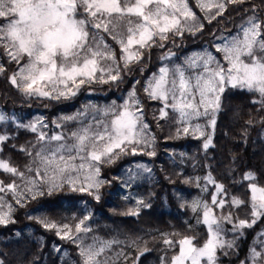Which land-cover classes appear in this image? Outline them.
I'll use <instances>...</instances> for the list:
<instances>
[{"label":"snow or ice","instance_id":"6c2138e0","mask_svg":"<svg viewBox=\"0 0 264 264\" xmlns=\"http://www.w3.org/2000/svg\"><path fill=\"white\" fill-rule=\"evenodd\" d=\"M214 21L223 27L200 50L182 56L173 50L183 48L186 37L203 35ZM155 50L159 66L145 76ZM136 71L144 79L133 81L121 103L90 105L52 121L59 132L45 131L43 118L24 124L0 111V126H9L0 127V227L16 224L18 210L32 201L65 189L98 202L101 188L111 183L101 178L103 166L125 156L154 157L157 137L147 121L148 103L158 105L152 113L158 128L161 121L175 127L165 139L191 136L207 152L215 146L225 94L240 92L250 105L242 136L255 128L264 133V0H0V77L22 96L70 100L94 85L119 87ZM70 122L74 127L64 131ZM11 125L35 136L26 145H12L27 159L23 168L4 156ZM228 179L230 185L219 182L211 171L185 178L183 183L207 194L180 204L194 214V224L184 233L153 236L158 248L140 243V237L128 242L136 251L132 264L154 251L157 264H221L222 256L238 258L241 242L258 227L239 264H264V175L246 170L237 179L230 169ZM141 207L150 205L137 199L121 214L139 216ZM27 219L73 244L74 264L129 260L123 248L111 255L125 242L89 235L90 212L73 217L74 223L47 215Z\"/></svg>","mask_w":264,"mask_h":264},{"label":"trees","instance_id":"16d2710c","mask_svg":"<svg viewBox=\"0 0 264 264\" xmlns=\"http://www.w3.org/2000/svg\"><path fill=\"white\" fill-rule=\"evenodd\" d=\"M222 27L223 25L215 21L206 24L203 35L196 38L186 37L183 40L184 47L173 50L182 56L189 51L201 49L212 39L209 34ZM159 54V50L153 52L145 76L159 66L160 62L157 59ZM135 79L143 81L144 77L136 71L126 77L125 83L119 87L94 85L93 90L82 89L73 99L50 101L26 98L5 78L0 77V111L14 116L18 122L24 124L43 118L49 125L45 131L51 134L58 130L52 121L72 114L86 102L121 103ZM137 88L139 90V86ZM140 95L143 97L142 91ZM156 107L158 105L154 103L145 105L147 121L157 137L156 155L125 156L114 164L103 166L101 178L111 183L101 188V199L98 202L85 194L65 189L52 196L41 197L27 207L19 209L16 224L8 228L0 227V259L4 264H74L75 246L59 239L54 232L46 231L35 221L27 219V216L47 215L61 222L67 220L74 223L72 218L85 215V211L91 213L90 225L93 231L90 235L103 240L117 239L125 242L118 246L129 254L127 264H132L136 251L133 247H127L128 242L140 237L142 238L140 243L147 240L149 247L158 248L159 245L152 243L153 236H158L160 232L184 233L187 231V224L193 223L194 214L190 209L181 208L180 204L201 193L195 184L183 183L185 178L203 177L211 171L219 182L230 185L231 181L228 179L230 169L236 171L237 179L239 173L246 170L264 175V133L255 128L250 130L246 138L242 136L244 121L248 119L250 109L246 94L240 92L225 94L223 110L217 118L213 138L215 146L207 152L202 149L201 141L191 136L165 139L169 135H174L175 127L163 121L160 122L163 127H157L152 119ZM52 126L54 131H51ZM0 127L7 130L9 126ZM11 129L12 139L4 146V156L10 157L14 164L23 168L27 159L18 150L13 149L12 145H26L33 141L35 136L29 131L17 129L15 125H11ZM180 153H184V156L181 157ZM134 163H143L152 169L151 173L142 172L138 183L133 187L137 197L143 199L150 207H141L139 216H127L121 213L135 205L131 200H124L121 197L119 174L125 166ZM203 197L207 198V194ZM259 231V227L255 231L250 230L241 242L238 258L222 256L221 264H239V260L244 259L249 247L254 244ZM17 232L20 233L19 236L16 235ZM54 245L60 247L59 252L54 250ZM156 257L157 252L154 251L146 258H141V264H157ZM118 264L125 262L122 260Z\"/></svg>","mask_w":264,"mask_h":264},{"label":"rangeland","instance_id":"374dc122","mask_svg":"<svg viewBox=\"0 0 264 264\" xmlns=\"http://www.w3.org/2000/svg\"><path fill=\"white\" fill-rule=\"evenodd\" d=\"M198 50H200V49H198ZM198 50H192V51H189L188 53H186V54H191L192 52H194V51H198ZM185 55V54H184ZM131 89V88H130ZM129 89V90H130ZM128 90V91H129ZM127 91V92H128ZM127 94V93H126ZM124 98H126V95H125V97ZM123 98V99H124ZM112 102H110V103H96V102H86V103H84L82 106H81V108L79 109V110H77V111H75V112H73L72 114H70V115H75L78 111H80V110H83V109H85L87 106H90V105H96V106H98V107H101V108H103V107H105V106H107V105H109V104H111ZM70 115H65V116H70ZM61 117H64V116H61ZM61 117H59V118H61ZM91 118V115H89V119ZM59 120V119H58ZM72 127H74V124L73 123H69L68 125H67V127L65 128V129H63L64 131H67V128H72ZM51 131H54V128H53V126L51 127ZM59 131H61V129H58L57 131H54V132H59ZM52 133V132H51ZM137 164H143V163H134V164H131V165H127V166H125L122 170H121V172H120V174H119V178H120V195H121V197L124 199V200H131L133 203H134V205H135V201L137 200V199H139L138 197H137V195L135 194V192H134V190H133V187L138 183V181H139V178H140V175L142 174V172H143V170L142 169H138L137 167H136V165ZM201 183H203V181H201ZM200 190V189H199ZM200 195L199 196H195V197H192V198H190L188 201H191V200H193V199H197V198H204L203 196L206 194V193H203V192H201L200 191ZM125 197H128L129 199H125ZM87 213H89V211H85V213L84 214H87ZM90 221H91V219L88 221V224H89V226L91 227V225H90ZM193 223H194V217H193ZM90 235V234H89ZM91 236V235H90ZM101 239V238H100ZM109 240H112V239H109ZM121 250V248H119V246L118 245H115L114 246V248H113V251H112V253H111V255L115 258V253L116 252H119ZM123 260V258L121 257L120 258V260L118 261V263L120 262V261H122Z\"/></svg>","mask_w":264,"mask_h":264}]
</instances>
